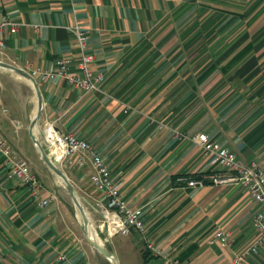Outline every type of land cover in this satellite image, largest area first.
Returning <instances> with one entry per match:
<instances>
[{"label":"crops","instance_id":"crops-1","mask_svg":"<svg viewBox=\"0 0 264 264\" xmlns=\"http://www.w3.org/2000/svg\"><path fill=\"white\" fill-rule=\"evenodd\" d=\"M0 13L19 24L0 61L26 71L55 70L63 58L76 71L81 55L71 29L89 35L100 91L37 79L40 126L52 121L89 142L124 199L143 209L144 234L104 244L119 264H232L257 236L258 206L243 187L213 184L221 168L193 138L206 134L264 169V0H0ZM0 70V136L42 185L35 197L0 156V264H112L86 240L30 137L38 108L32 85ZM60 168L83 202L101 199L89 160ZM192 180L206 186L190 188ZM222 230L230 246L211 244ZM245 264H264V248Z\"/></svg>","mask_w":264,"mask_h":264},{"label":"built area","instance_id":"built-area-1","mask_svg":"<svg viewBox=\"0 0 264 264\" xmlns=\"http://www.w3.org/2000/svg\"><path fill=\"white\" fill-rule=\"evenodd\" d=\"M18 27L19 24L11 17L0 13L1 55H4L6 48L5 37L16 34ZM71 31L81 55V61L76 71H71V61L63 58L58 61L55 70L42 71L35 69L27 71V73L36 81L39 78L44 80H51L56 77L64 78L75 89L85 94H95L100 91L99 86L104 78L92 70L95 56L88 52L89 35L79 25L72 27ZM37 136L51 160L57 163L59 167L67 161H73L80 167L86 165V160L91 162L94 169L91 183L101 195V199L95 203L87 204L99 216L100 225L97 227L107 241L118 235L130 236L133 232L144 234L146 229L143 209L131 207L124 199L121 185L115 182L105 159L89 142L73 134L62 133L56 123L52 121H45L40 127ZM193 140L203 149L204 155L214 165H218L221 168V172L211 177L210 180L213 184L217 186L234 185L243 187L249 192L251 198L258 206V211L253 218L257 236L232 262V264H245L247 257L260 253L264 248V169L256 162L250 164L242 162L233 151L211 141L206 134H198L194 136ZM0 156L5 158L10 176L18 179L22 185L32 191L35 197H38L42 189L38 175L33 171L30 163L15 153L7 140L1 136ZM184 180L186 181V179L181 181ZM188 186L190 188H202L206 186V183L205 180H192L188 182ZM47 204L48 202L44 201L42 206ZM215 242L230 246L231 234L223 230L219 231L211 240V244ZM146 250L156 254L162 253L153 243H147ZM175 264L179 263L175 262Z\"/></svg>","mask_w":264,"mask_h":264},{"label":"water","instance_id":"water-1","mask_svg":"<svg viewBox=\"0 0 264 264\" xmlns=\"http://www.w3.org/2000/svg\"><path fill=\"white\" fill-rule=\"evenodd\" d=\"M0 69H5L7 71H10V72L16 74L17 76L21 77L25 81L29 82L32 85V87L36 93V96H37L38 108H37L36 116H35L34 120L32 121V124L30 127V137H31L32 141L34 142V144H35V146H36V148H37V150L41 156L42 161L48 167V169L61 181L64 188L66 189V191L70 195V197H71V199H72V201L76 207V210L81 215V220H82L83 225H84V227H83L84 236H85L86 240L89 242V244L95 250H97L101 255H103L112 264H119V261L116 258V256L114 254H112L104 246V244L100 243L99 241H96L95 239H93L91 237L90 220H89L87 212L85 211V208H84V206H83V204L79 198L77 190L75 189L74 185L72 184L70 179L67 177V175L64 173V171L58 166V164L55 163L53 160H51V158L47 154L46 150L44 149L43 145L41 144V142L38 139L36 129L37 128L40 129V121H41L42 111H43V97H42V93H41V90L39 88L38 82L35 79H33L29 75V73H27V71H25L24 69L17 68L15 66L10 65L8 63H5L3 61H0Z\"/></svg>","mask_w":264,"mask_h":264},{"label":"rangeland","instance_id":"rangeland-1","mask_svg":"<svg viewBox=\"0 0 264 264\" xmlns=\"http://www.w3.org/2000/svg\"><path fill=\"white\" fill-rule=\"evenodd\" d=\"M0 71H2V70H0ZM17 79H19V80L22 81V82H23V81L25 82V80H23V79L20 78L19 76H17ZM40 127H41V126H40ZM28 162H29V161H28ZM90 163H91V162H90ZM57 179H58V178H57ZM57 181H58L60 187L65 191V195H66L67 201H68V203H70V205H71V207H72V211H73V214H74V219H75V221L80 225V227L83 228V227H84L83 222H82V220H81V217H79V213H78V211L76 210V207H75V205H74V203H73V201H72L70 195L68 194V192H67L66 189L64 188V186H63V184L61 183V181H60L59 179H58ZM78 195H79V194H78ZM79 198H80V200H81V202H82V204H83V206H84V208H85V211L87 212V215H88V217H89V220H90V228L92 227V230L94 231L95 235L98 236V238H99V242L102 243V244H105V245H106V238H105L103 235H101V233L99 232V229H98V227H97L98 225H100V218H99V216L93 211V209H91V208L89 207L90 205H88L87 203H85V202L82 201L80 195H79ZM80 234H82V231H81V230H80ZM95 235L93 236L94 239L96 238ZM95 240L98 241L97 238H96Z\"/></svg>","mask_w":264,"mask_h":264},{"label":"bare ground","instance_id":"bare-ground-1","mask_svg":"<svg viewBox=\"0 0 264 264\" xmlns=\"http://www.w3.org/2000/svg\"><path fill=\"white\" fill-rule=\"evenodd\" d=\"M37 133H38V128L36 129ZM79 217H81V215L79 214ZM90 234H91V237L93 238V236L95 235L94 231L92 230V227L90 228ZM95 237L97 238V240L99 241V238L97 235H95ZM95 238V239H96ZM94 239V238H93Z\"/></svg>","mask_w":264,"mask_h":264}]
</instances>
